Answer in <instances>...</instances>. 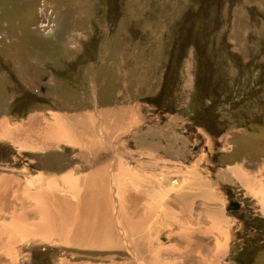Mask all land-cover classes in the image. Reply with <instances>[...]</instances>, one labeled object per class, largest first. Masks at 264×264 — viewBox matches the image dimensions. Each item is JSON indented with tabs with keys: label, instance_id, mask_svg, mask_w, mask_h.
Instances as JSON below:
<instances>
[{
	"label": "rangeland",
	"instance_id": "374dc122",
	"mask_svg": "<svg viewBox=\"0 0 264 264\" xmlns=\"http://www.w3.org/2000/svg\"><path fill=\"white\" fill-rule=\"evenodd\" d=\"M56 115L67 127L87 119L93 149L53 137ZM6 119L0 179L68 187L56 178L107 175L113 192L125 186L126 222L144 230L117 226V212L99 244L21 235L6 245L2 224L18 215L9 202L0 264H128L140 234L196 264H264V0H0ZM233 198L238 211L226 210Z\"/></svg>",
	"mask_w": 264,
	"mask_h": 264
},
{
	"label": "bare ground",
	"instance_id": "6f19581e",
	"mask_svg": "<svg viewBox=\"0 0 264 264\" xmlns=\"http://www.w3.org/2000/svg\"><path fill=\"white\" fill-rule=\"evenodd\" d=\"M102 113L103 114L101 116H105V118H107L106 123H108L109 117H111L110 116L111 114H108L106 111L102 112ZM118 115H115V113H114V115H112V116L114 118L115 116L118 117ZM119 116L122 117V119H121L122 122L126 119V114L124 113V111L121 112V114ZM53 117H54V115H53ZM117 117H115L114 120L118 122ZM77 118H78V116H77ZM55 119H56L55 120L56 121L55 128L48 129L51 133H53V135L51 134L53 137L58 135L57 133H59V132L60 133L64 132V135H67V137H65L66 142H68L70 144L77 142L78 144L83 146L84 149H85V146H87L88 150L93 149L87 145L88 141L86 140V138H87L88 128L86 125L89 122L87 119L84 121V123H86V125L82 123L83 125L82 126L80 125L81 127L79 125H76L77 123L73 124L72 126L67 127L65 124H61L60 118L57 115L55 116ZM37 120H39V119H37ZM37 120H36V122H37ZM50 120H52V119H50ZM74 120H75V118H74ZM80 122H79V124H80ZM40 124H42V122ZM44 124H47V122ZM53 124H54V122H53ZM8 125L9 124H7V119L0 122V136L2 138H4V135L1 133H9L12 130ZM49 125L51 126V124H49ZM94 125L95 124H93V122H92V125L89 126V128H91V130H93V128H95V127H93ZM110 125H113V124H110ZM29 126H30V124H29ZM56 127H59V129H56ZM98 127H100V126H98ZM19 128L20 127H18V129ZM46 130L47 129L43 130L44 132L40 133L39 136H37V137H43L45 135V133L47 132ZM19 131L21 132L20 129H19ZM32 131H33V129H32ZM34 131H35V129H34ZM107 131H108V129H107ZM52 136L43 138V140H42V144L47 145V148L52 147L54 145L52 142V139H53ZM105 137H106L105 139H110L109 133H107ZM61 138H63L62 135H61ZM45 145H44V147H45ZM89 153H90V156L93 154L92 151H90ZM81 154H82V151L79 153L80 157H81ZM96 165H97V163H96ZM99 169L101 170V168H99ZM66 176L68 178V180H67L68 187H61V185H56L55 178H48V176H39L38 175V177H34L32 179H27V180H20L18 178L14 179V177L13 178L9 177V179L7 177L0 179V206L3 205L4 207H7L10 205L9 202H15L18 204V207H16V209L13 208L12 210L9 211L12 215L15 213V211L18 213L17 217H13V218L11 217L10 218L11 222H12V226H11V222H10V224H8V225L2 224V227H1V230L3 231L2 234H7L6 235L7 237L5 236V238H7L6 239L7 241L4 240L6 245H9L7 242H15L18 239H20L21 235L26 236V237L27 236L28 237H40V238L42 237L44 239L56 237V239L59 242L61 241V243H64V244L70 243V244H74V245H79L84 240H86V242L88 240H92L94 244L96 242L99 244L100 243L99 241L104 239L105 235H107L108 233H112V234L115 233L114 225H115L116 220L114 221V214L117 215V212L120 214V217H118L119 219L117 221V226L122 225V227H123L124 225L126 226L128 224V228H129L128 233H129V231H131L132 234H135L136 231H139L141 233L143 232L144 225L135 224L131 220L126 222V220H125V215H126V212L128 209L125 210L126 193H125V186L124 185L121 184L119 188L116 187L115 188L116 191L113 192V187L110 186V183H111L110 179H108V181H107V177H106L107 175L106 176H104L103 174L99 175L98 173L97 174H89V176L80 177V178L79 177L73 178L70 175H62L59 179L56 178L58 183L60 182V179H62V178L64 179V178H66ZM161 184H162V182H161ZM170 190H172V189H170ZM117 191L119 194H117V197H116ZM8 193H10L9 198L7 196ZM186 196H187V194H186ZM128 197H129V195H127V200L129 201ZM159 197H161V196H159ZM113 198H115V199H113ZM151 200H152V198H151ZM160 202H162V201L160 200ZM187 202H189V201H187ZM15 203H14V205H15ZM27 203H29L30 205H28ZM164 203H166V202H164ZM11 204H13V203H11ZM143 204H146V203H143ZM161 205H163V204H161ZM158 206H160V203ZM158 206L156 207L157 209H158ZM139 207H141V206H139ZM147 208H150V207L147 206ZM144 210H145V208H144ZM133 211L134 210H132V212ZM123 212L125 213L124 215H123ZM162 213L164 216L166 215L164 212H162ZM128 215H129V213H128ZM131 215H133V214H131ZM140 216H139V218H140ZM129 217H130V215H129ZM147 219H148V217L144 215L143 218L139 219V222L141 224H143L144 222L147 221ZM14 223H17V224L15 225ZM151 228H153V226ZM148 232H149V230H148ZM2 236H4V235H1L0 239ZM70 237H72V239ZM134 241H135V246H136V250H137V253L134 256L135 261L133 262V260H132L128 264H138V263H140V264H196L198 261V260L194 259V257L192 256L191 253H187L184 256L181 255L177 251L176 246H174V248H173V244L169 247L154 245V243L156 242L155 239L150 241V239L147 238V235L145 237L143 234H140L136 239H134ZM172 242H173V240H172ZM3 245H4V243H3ZM89 245H91V244H89ZM157 245H159V244H157ZM180 246L181 245H179V247ZM186 246H189V245H185V247ZM195 248L196 247H194V249ZM174 249H176V251ZM190 249H191V247H190ZM185 251H186V249H185ZM211 254H212V252H211ZM218 254H220V252ZM203 255L205 256L206 254H203ZM171 256H174V258H171ZM197 259H198V257H197ZM217 259H216V261H217ZM218 261H220V260H218ZM212 264H216V263L214 262ZM217 264H220V262H218Z\"/></svg>",
	"mask_w": 264,
	"mask_h": 264
},
{
	"label": "water",
	"instance_id": "95a60500",
	"mask_svg": "<svg viewBox=\"0 0 264 264\" xmlns=\"http://www.w3.org/2000/svg\"><path fill=\"white\" fill-rule=\"evenodd\" d=\"M227 193L229 194V198H231L233 195L230 191H227ZM240 208L239 202L238 201H233L231 200L228 204V206L226 207V210H238Z\"/></svg>",
	"mask_w": 264,
	"mask_h": 264
},
{
	"label": "flooded vegetation",
	"instance_id": "af4514ba",
	"mask_svg": "<svg viewBox=\"0 0 264 264\" xmlns=\"http://www.w3.org/2000/svg\"><path fill=\"white\" fill-rule=\"evenodd\" d=\"M231 200H233V201H237V200H235V198H233V199H231ZM239 210V209H238ZM238 210H236V211H238Z\"/></svg>",
	"mask_w": 264,
	"mask_h": 264
}]
</instances>
